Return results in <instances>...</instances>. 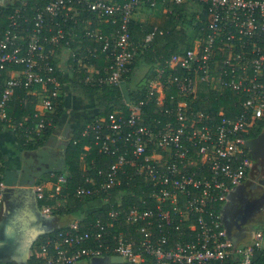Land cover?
I'll use <instances>...</instances> for the list:
<instances>
[{
	"label": "built area",
	"instance_id": "1",
	"mask_svg": "<svg viewBox=\"0 0 264 264\" xmlns=\"http://www.w3.org/2000/svg\"><path fill=\"white\" fill-rule=\"evenodd\" d=\"M32 1L4 4L13 6L4 19L0 9V139L12 134L15 147L22 138L25 145L40 140L62 101L56 49L75 44L81 60L105 55L104 75L95 70L84 81L121 86L139 50L163 33L154 26L136 41L130 29L134 14L145 4L169 10L160 0ZM170 2L202 5L197 18L203 26L193 44L155 69L144 100L126 101L125 110L99 115L82 131L84 155L97 151L106 167L86 161L83 168L92 173L73 193L89 199L92 212L107 207V218L86 225L88 212L74 218L34 245L36 264H252L264 249V223L235 248L221 216L229 193L253 179L247 141L264 125V0ZM87 12L115 30L92 28ZM89 39L97 45L86 46ZM225 91L230 100L231 93L237 96L233 104L216 113L198 108L210 102L211 93ZM153 101L160 115L150 117L144 108ZM14 103H32L34 113L18 120L11 113ZM3 154L0 143V206L8 186ZM67 185L60 175L55 192L34 188L39 200L66 199ZM54 206L41 207L52 215Z\"/></svg>",
	"mask_w": 264,
	"mask_h": 264
},
{
	"label": "trees",
	"instance_id": "2",
	"mask_svg": "<svg viewBox=\"0 0 264 264\" xmlns=\"http://www.w3.org/2000/svg\"><path fill=\"white\" fill-rule=\"evenodd\" d=\"M160 1L161 3H163V5H165L169 9L165 13L164 23L161 26H159L163 30V33L161 34L157 33L154 40L150 43V45L143 50H139V53L135 56L133 63H131L128 66V71L127 73H125V78H124L125 82H127L128 85H130L132 82L135 68L138 67V65L141 62H146L150 65V67H154V70L151 73L150 77L153 76L155 73V69L160 64L164 63V61L168 59L173 53H177L180 52L181 50L189 48L193 44V35L194 36L197 35L199 30L203 26L200 19L197 18V14L199 11L198 7H202V5H200L198 2L175 4L174 2L171 3L170 0H160ZM43 2L44 1H41L40 5H42ZM32 3L34 2L32 1ZM12 7L13 6H11V4L6 6L0 4V9L3 10V13L1 14V17L3 19L6 17L7 13L11 10ZM142 7L143 10L148 12H153L155 10L149 4H145ZM84 15H86L87 18L92 20V25H91L92 28L98 27L99 20L96 17H94L93 14L87 12V14ZM205 17H206L205 14L201 15L202 19H205ZM100 24L103 25L102 29H104V31L107 34L114 31L116 28V26H113L112 24L106 21L105 23L103 24L100 23ZM141 26H143V23L136 22L133 18L130 24V29L133 39H135L136 41H140L142 38H144L146 34L149 33L154 27V26L152 27L151 25H145L144 28H142ZM85 45L94 46L97 45V43L93 39H89V41L85 42ZM73 46H75V44H73ZM51 47H52L51 44H47V49ZM59 50H57V52H59ZM85 61L88 64H94L100 67V72L104 75L105 67L108 65L107 58L105 57V55L102 54L99 55V57H90V59H84L82 62ZM53 63L58 67L57 59L53 58ZM78 68H80V65H78L77 62H75L74 73H73L74 77L72 76L71 78L72 83L74 84L75 88H78L81 92H83L86 95L95 94L96 99L98 101V106L100 107L99 114L97 113V115L91 116L88 122L99 115L106 116L113 111L125 110L126 98L124 97V93L122 91L121 86L105 85L103 87H99L96 85H91L89 83H86L84 80L85 77L89 74L86 73V75H82L81 72L77 71ZM57 76L64 83L65 79L60 71L57 72ZM1 81L2 79L0 80V82ZM147 94H148L147 84L142 86L137 85L135 89L130 91L132 101H140L142 99L144 100ZM232 95H233V100H230V91H225L222 95H219L218 93H214V94L211 93L210 102L208 101L207 103H200L198 105V108H204L206 110H210L216 113L219 107H221L222 105L233 104V101L236 99L237 96L231 93V96ZM62 104L63 103L61 102L57 107L56 109L57 112H55L53 115V121L51 123L52 125L49 126L46 130L47 133H51L54 130V126L59 122V117L63 112ZM144 110L146 112L147 111L149 112L148 114L150 115V117L153 115L156 116L160 115V108L156 106V103L154 101L151 102L149 105H147L144 108ZM24 112L34 113V105L32 103H28L24 108H20L18 103H14V108L11 110V113L18 120L22 116V113ZM148 119L149 118H146V120ZM259 130L253 132L251 134V137L257 134ZM82 131L80 130V132L76 136L77 138L72 139L67 146L66 162L69 165V172L67 174L68 185L66 189H63V193L65 194L68 192L70 194L66 198L67 204L64 205V207L59 208V210L53 211V215L57 217L59 216L63 217L66 220L65 225L59 229L65 228V226H67L76 217L85 218L86 213L83 214L84 212H88V216H86L87 219L85 220V225L88 224V221L107 218V214H106L108 210L107 207H104V209L100 211L92 212L89 209V207H87V202L89 201V199L81 200L75 197L73 193L74 188L77 185L82 184V182L85 179V176L92 173V170H90L89 168H82L80 165L81 153L83 152V147L86 143V141L82 137ZM77 139H79V141L75 143V140ZM24 143H25V139L22 138L20 146L27 147L28 150H30L36 148L39 142L37 144L34 142H28L26 145ZM87 159H88L87 163H90L92 160H95L99 166L106 167V163H105L106 158H104L97 151H93L91 153V156L87 157ZM60 173H62V171L57 172L56 177ZM49 178L50 180H56V178H51V177ZM59 198L60 197H47L46 200H40V205L42 206L44 204H49L54 206V204L57 202V199ZM59 229L42 235L37 240L35 245H38L40 242L44 241L49 235L55 234ZM30 264H36L34 256L31 257ZM252 264H264V249L256 251Z\"/></svg>",
	"mask_w": 264,
	"mask_h": 264
},
{
	"label": "crops",
	"instance_id": "3",
	"mask_svg": "<svg viewBox=\"0 0 264 264\" xmlns=\"http://www.w3.org/2000/svg\"><path fill=\"white\" fill-rule=\"evenodd\" d=\"M12 1L13 0H3V1H0V3L2 5H4V4L12 2ZM161 9L165 13V9L163 7H161ZM158 10H160V8L155 9L153 12H148V11L143 10V7H142L134 14V20L136 22L143 23V26H141L142 28H144L145 25H151L152 27L153 26H161L164 23L165 15L162 16L160 14H157ZM101 23L103 24V23H105V21H103ZM102 26L103 25H101L100 23L98 24V27H100L101 29H102ZM102 30L104 31V29H102ZM57 50H59V49H56L55 59L58 60V68L60 69V72L65 79V81H64L65 88H64V91L62 93L63 96H62V101H61L63 103L62 104L63 105V112L59 117V122L54 126V130L51 133H47L45 131L42 138L36 142V144L39 142L38 145L36 146V148L30 149V150H28L27 147H18V146L15 147L13 145V141H12V134H10V133H5V135L3 137L1 136V139H0L1 146L3 147V151H4V154H3L4 160L7 163L6 164V170H7V180L6 181H7V184L10 185V187H15L17 189L16 192H11L9 195L14 194L15 198H17L18 196H21V195H19L20 194L19 189L21 187L26 186V184H28V183L32 184L30 187H33V188L35 185H38V184L45 186L46 189H49L52 187L53 183L51 182V180L41 184V182H39V176H37L36 174H32V175L29 174L31 176V178H28L26 180V182L21 181L22 173L25 172V170H26L24 160H26L28 165L31 167L33 164H35L36 161L42 160V158L44 157V154L42 155V151H48L51 154V157L53 159L52 161H54L53 163L55 164L54 166L56 168L55 169L56 170L55 175L57 172L62 171V173H60L57 177H59L60 175L67 177V174L69 172V165L66 162L67 146L71 142L72 139L76 138L75 136L78 135L80 130L82 131L85 128V125L87 124L90 117L97 115V113L99 114V111H100V107L96 103L97 104L96 107L98 109L94 112L89 113V114H85L84 113L85 111L73 112L75 110V108H77V107H75V103H77V102L90 103V101H94L96 99V95L94 94L95 97L92 96L95 98L94 100L90 99L89 96L91 94L86 95L83 92H81L78 88H75V86L71 80L73 73H74V63L75 62H77V64L80 65V68H78L77 71L81 72L82 75H86V73L87 74L93 73L95 70H100V67H98L94 64H88L86 61L82 62L83 61V60H81L82 53H76L73 46H72V48H67V47L63 46L60 48L59 52H57ZM87 59H90V58H87ZM151 68H153V70H154V67H150V65L146 62H141L138 65V67L135 68L134 73H133V79L131 82L132 85L131 84L128 85L130 91L135 89V87L137 85L140 86V83L142 82L143 78L147 75V73L149 72V70ZM74 89H77L79 92L74 91ZM82 95H83V98H82ZM39 107L41 108L40 105H39ZM53 115H52V118H53ZM51 125H49V126H51ZM66 138H68V141H69V142H67L66 147H64L63 149H55L56 147L59 148L60 146H58V144L61 145L62 143H64ZM53 143H55V144L53 145ZM50 146H52V147H50ZM50 148H52V149H50ZM52 152H54V153L56 152L57 156H54L55 154H52ZM82 153L84 155V147H83ZM62 163H63L64 167H60L62 165ZM44 165H46V164H44ZM80 165L83 168L86 165V160L81 159ZM47 167H50V166L48 165ZM45 168H46V166H45ZM45 177H46V175H44V178ZM57 180H58V178H57ZM48 183L50 184V186L47 185ZM239 194L240 193H239V188H238V189H235L234 191H232L230 193V195H228L227 202L225 203V205H228V212H229V205H231L233 203L240 205V206L243 205L242 202H244V201H242L240 199ZM236 201H239V202H236ZM3 202L0 206L2 209L5 208ZM39 202H40V200H39ZM225 205H224V207H225ZM224 207H223V209H224ZM6 208L10 209L9 207H6ZM12 210L13 209L11 208L10 212ZM10 224H11V215L9 216V220H8V227L9 228H10V226H9ZM256 224H260V223H254L253 225L251 224L250 225L251 227L249 226L250 229H252ZM7 230H9V229H7ZM0 231L2 234L1 225H0ZM251 238H252L251 235H249L247 239L242 238L240 244L247 242ZM33 249H34V246L30 252V259L32 257ZM30 259H29V264H30ZM96 264H101V262L97 261Z\"/></svg>",
	"mask_w": 264,
	"mask_h": 264
},
{
	"label": "water",
	"instance_id": "4",
	"mask_svg": "<svg viewBox=\"0 0 264 264\" xmlns=\"http://www.w3.org/2000/svg\"><path fill=\"white\" fill-rule=\"evenodd\" d=\"M152 72L153 68H151L143 78L140 86L148 83V79ZM121 88L126 101H130L131 95L127 82L124 81ZM253 168L255 169V164L253 165ZM252 182L253 180H248L235 189H240L241 186L247 183L251 184ZM19 190V195L21 196H18L17 198H15L14 194L9 195L11 192L17 191L15 187H10V185H8L2 192V198L4 199H2V202L4 201V206L13 209L11 211V224L9 225L10 228L8 233L9 237H3L0 231V256L2 255L0 263L3 264H29L30 252L37 240L42 235L53 232L64 226L66 223V220L63 217L48 215L43 212L35 188L24 186ZM228 213V205H225L221 215L222 221L235 248L240 245L242 238L247 239L249 235L253 237L254 231L253 229H250V224L253 225L255 222L258 223L259 221L264 223L262 217L261 220L248 221L247 223H242L240 220L233 222L232 218H229ZM115 260L117 262H122L120 256H116Z\"/></svg>",
	"mask_w": 264,
	"mask_h": 264
},
{
	"label": "flooded vegetation",
	"instance_id": "5",
	"mask_svg": "<svg viewBox=\"0 0 264 264\" xmlns=\"http://www.w3.org/2000/svg\"><path fill=\"white\" fill-rule=\"evenodd\" d=\"M247 148L255 164L254 180L251 184L247 183L239 189V197L244 201L242 202L243 205L240 206L235 203L229 205L228 215L229 218H232L233 222L240 220L242 223H247L248 221L251 222L261 220L262 218L264 219V125L257 134L247 141ZM45 166L47 167L48 165L46 164ZM33 167L36 169L39 168V166L36 165L31 166V168ZM10 213V209L6 207L2 209L0 207V225L3 237H9V230L7 229H9L8 220L11 215ZM258 223L262 222L259 221ZM0 259H2V255Z\"/></svg>",
	"mask_w": 264,
	"mask_h": 264
},
{
	"label": "rangeland",
	"instance_id": "6",
	"mask_svg": "<svg viewBox=\"0 0 264 264\" xmlns=\"http://www.w3.org/2000/svg\"><path fill=\"white\" fill-rule=\"evenodd\" d=\"M1 4V3H0ZM157 14H160V15H162V16H164L165 15V13H164V11L160 8V10H158L157 11ZM107 22V21H106ZM194 39H196V35L194 36L193 35V40ZM144 73V72H143ZM142 74V73H141ZM143 75V74H142ZM131 85H132V83H131ZM74 91H77V92H79L77 89H74ZM92 96H94L95 97V95L94 94H91L90 96H89V98L90 99H95L94 97H92ZM79 98V97H78ZM82 98H83V95H82ZM98 104V101L95 99L94 101H90V103H85V102H77V103H75V107H77V108H75V110L73 111V112H75V111H85L84 113L85 114H89V113H91V112H94V111H96L98 108L96 107L97 106V104ZM75 136V135H74ZM73 136V137H74ZM76 137V136H75ZM70 138V137H69ZM77 138V137H76ZM67 142H69L68 141V138H66V140L64 141V143H62L61 145H59L58 144V146H60L59 148H55V149H63L64 147H66V145H67ZM55 143H53V145H54ZM65 145V146H64ZM50 147H52V146H50ZM62 147V148H61ZM50 149H52V148H50ZM51 151V150H50ZM44 154V157L42 158V160H40V161H36L35 162V164H33V165H36V166H39V168L38 169H36V168H31L29 165H28V163H27V161L26 160H24V163H25V167H26V170H25V172H23L22 173V176H21V181H23V182H26V180L28 179V178H31V176L29 175V174H36L37 176H39V182H41V184L42 183H44V182H48V181H50V178L49 177H51V178H56V180H51V182L53 183L52 184V187L51 188H49V189H46L45 188V191H52V192H55V189L57 188V182H58V180H57V177H56V175H55V172H56V168H55V164L53 163L54 161H52L53 159H52V157H51V154L48 152V151H42V155ZM52 154H55L54 156H57V154H56V152L54 153V152H52ZM91 156V152H89V154H87V155H83V153H81V159H84V160H88L87 159V157H90ZM64 163V162H63ZM63 163H62V165L60 166V167H64V165H63ZM19 164V163H18ZM17 164V165H18ZM44 164H47V165H49L50 167H46L45 168V165ZM31 168V169H30ZM44 175H46V177L44 178ZM254 175V174H253ZM42 176V177H41ZM252 178L254 179V176H252ZM252 179V180H253ZM31 186L32 184H26V186ZM48 186H50V184L48 183L47 184ZM60 197V196H59ZM60 198H62V197H60ZM57 199V202L54 204L55 206L53 207V211H57V210H59V208H61V207H64V205H66L67 203H66V199H64V198H62V199ZM58 203H60V205H58ZM94 212H97V211H94ZM55 214V213H54ZM53 215V214H52ZM263 216H264V213H263Z\"/></svg>",
	"mask_w": 264,
	"mask_h": 264
}]
</instances>
